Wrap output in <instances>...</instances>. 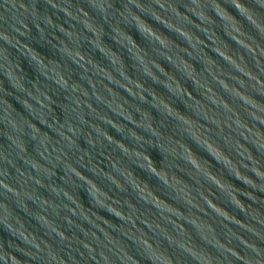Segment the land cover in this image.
<instances>
[{"label": "water", "instance_id": "95a60500", "mask_svg": "<svg viewBox=\"0 0 264 264\" xmlns=\"http://www.w3.org/2000/svg\"><path fill=\"white\" fill-rule=\"evenodd\" d=\"M249 244L264 0H0V264H248Z\"/></svg>", "mask_w": 264, "mask_h": 264}, {"label": "clouds", "instance_id": "9594fccd", "mask_svg": "<svg viewBox=\"0 0 264 264\" xmlns=\"http://www.w3.org/2000/svg\"><path fill=\"white\" fill-rule=\"evenodd\" d=\"M233 6L234 7H236L237 8V10L240 12V14L241 15H243L246 19H250V17H248L247 16V14H246V12L244 11V9L241 7V6H237V5H235V4H233ZM130 7L132 8V9H140L137 5H135V4H132V5H130ZM141 10V9H140ZM213 11H215L214 9H212ZM142 11V10H141ZM119 15L121 16V14L119 13ZM127 15H128V17H129V20H131V21H134L135 23H136V25H137V27L139 28V24H138V22L136 21V17L135 16H132V14H131V12H128L127 13ZM218 15V14H217ZM121 17H123V16H121ZM140 29V28H139ZM141 31V30H140ZM131 35V34H130ZM147 35H151V33H148ZM132 37V36H131ZM3 39H5L6 41H8V42H13L12 41V39L11 38H9L7 35H4L3 36ZM132 39L133 40H135L133 37H132ZM136 41V40H135ZM161 44L163 43V42H160ZM10 78V77H9ZM13 126L15 127L16 125L15 124H13ZM211 154V153H210ZM258 175H260L259 173H257ZM5 187H8L9 188V190L10 191H12L13 189H11V187H9L8 185H5ZM7 214V213H6ZM9 220H12V218L11 217H9ZM17 225H18V223H17ZM17 227H20V226H17ZM14 230V229H13ZM15 231V230H14ZM17 232V231H16ZM21 236H24V238L25 239H27L28 237L27 236H25V235H23V233H20V232H18ZM251 249H252V251H253V253H255V257L254 258H250L249 260H248V264H264V253H261V251L258 249V248H256L255 247V245H251V244H249L248 245ZM233 255H237V253L236 252H233ZM11 260V264H19V262L17 261V260H13L11 257H8V259L7 260ZM6 260V261H7Z\"/></svg>", "mask_w": 264, "mask_h": 264}]
</instances>
